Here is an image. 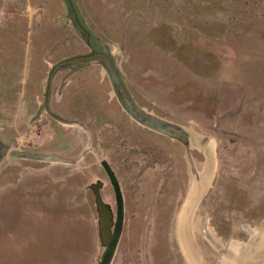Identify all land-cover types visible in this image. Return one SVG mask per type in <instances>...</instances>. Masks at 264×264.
Here are the masks:
<instances>
[{"label":"rangeland","instance_id":"374dc122","mask_svg":"<svg viewBox=\"0 0 264 264\" xmlns=\"http://www.w3.org/2000/svg\"><path fill=\"white\" fill-rule=\"evenodd\" d=\"M0 157V264H98L102 160L124 198L111 264H244L264 225V0H0Z\"/></svg>","mask_w":264,"mask_h":264},{"label":"water","instance_id":"95a60500","mask_svg":"<svg viewBox=\"0 0 264 264\" xmlns=\"http://www.w3.org/2000/svg\"><path fill=\"white\" fill-rule=\"evenodd\" d=\"M66 10L68 8L66 7ZM132 115L142 124L156 127L162 131L168 132L174 136H179L182 132V128L175 124L160 120L151 116L149 114H144L142 112L134 113ZM189 151V148H188ZM190 158V155H188ZM10 157L14 159L32 160V161H58L59 159L55 156L46 155L40 152L33 151H17L13 150L10 152ZM1 161V157H0ZM190 162L191 159H190ZM101 166L104 169L109 182L113 188L115 202H116V212L114 213L110 204L105 203L101 197L100 190L103 186L101 182L91 184L89 189L92 191L95 198V206L98 214V230H99V240L104 248L101 260L98 264H111L115 253L118 248V244L122 235L123 225H124V198L120 183L112 170L110 164L107 160L101 161ZM260 231L264 232V225L260 228Z\"/></svg>","mask_w":264,"mask_h":264},{"label":"flooded vegetation","instance_id":"af4514ba","mask_svg":"<svg viewBox=\"0 0 264 264\" xmlns=\"http://www.w3.org/2000/svg\"><path fill=\"white\" fill-rule=\"evenodd\" d=\"M252 234H254V233H252ZM252 242L258 244L259 246L258 245H257L258 247H253L252 246L250 248V244L252 245ZM248 243L249 244L247 246L246 253L243 252V253H245V255L243 256L244 257V259H243L244 264H251V263L252 264H264V232L263 233L261 232L259 235H257V236L255 235L254 237H252V240L250 239V242H248ZM251 250L254 251V252H252ZM189 255H191V257L194 260H195V257H197L195 255H192L191 253H189ZM246 261H248V262L245 263Z\"/></svg>","mask_w":264,"mask_h":264},{"label":"bare ground","instance_id":"6f19581e","mask_svg":"<svg viewBox=\"0 0 264 264\" xmlns=\"http://www.w3.org/2000/svg\"><path fill=\"white\" fill-rule=\"evenodd\" d=\"M63 178V177H62ZM69 178V176H67V177H65V179H68ZM98 182H101V181H98ZM97 183V182H96ZM102 184H103V182H101ZM94 184V183H93ZM103 187H104V184H103V186H102V188H101V190H100V194H101V191H102V189H103ZM101 197H102V194H101ZM102 199H103V197H102ZM103 201H104V199H103ZM105 202V201H104ZM106 203V202H105ZM188 211V210H187ZM195 223L197 224V223H199V221H195ZM198 225V224H197ZM123 232V231H122ZM122 236V235H121ZM121 239V238H120ZM120 242V241H119ZM119 245V244H118ZM252 247V245L250 244V248ZM249 248V249H250ZM250 251V250H249ZM252 251V250H251ZM243 252H245V251H243ZM202 260V259H201ZM252 264V263H251Z\"/></svg>","mask_w":264,"mask_h":264}]
</instances>
